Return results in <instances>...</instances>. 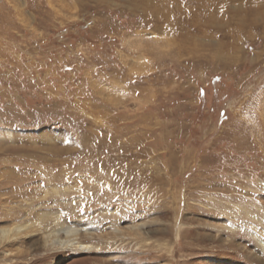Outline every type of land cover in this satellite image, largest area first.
<instances>
[{"label": "rangeland", "instance_id": "obj_1", "mask_svg": "<svg viewBox=\"0 0 264 264\" xmlns=\"http://www.w3.org/2000/svg\"><path fill=\"white\" fill-rule=\"evenodd\" d=\"M0 136V228L93 247L11 264H257L264 0H0Z\"/></svg>", "mask_w": 264, "mask_h": 264}, {"label": "bare ground", "instance_id": "obj_2", "mask_svg": "<svg viewBox=\"0 0 264 264\" xmlns=\"http://www.w3.org/2000/svg\"><path fill=\"white\" fill-rule=\"evenodd\" d=\"M163 1L166 2L168 0H163ZM6 138L7 136L6 137L0 136V169L8 168L9 171H12L14 163L5 165V161H4V159H6L5 154L15 153L14 156H16L17 149L14 146L7 145L6 147V145L2 144L3 139ZM14 158L15 157H13L12 159L14 160ZM46 217L47 215L44 214L43 216H40L41 218L40 220L43 222V220L47 219ZM57 218H55L52 221L54 223L53 224L54 227L50 229H47L46 227H40L36 230H30L33 224L16 223V222H14L9 227L0 228V253H1L0 255L2 256L3 262L5 264H11L13 260L11 258V252H9L8 250H3V247L5 248V246L11 244L13 245V243L21 242V239L23 237H26L27 235H30L31 231L33 233L37 232L41 235V240H42L41 245L43 247V251L50 252L55 250H72L75 252L78 251L86 252V253L91 252L90 250L93 249V247L82 245L81 243H79V239H78L80 237V234L90 236L91 235V233H89L90 229L80 230L75 227H66V226L64 227L63 225L59 224ZM257 241L264 255V242L259 238L257 239ZM15 264H19V263L16 261ZM20 264H24V263H20ZM257 264H264V259L261 260L259 259L257 261Z\"/></svg>", "mask_w": 264, "mask_h": 264}]
</instances>
